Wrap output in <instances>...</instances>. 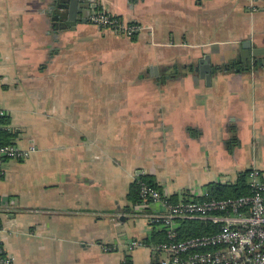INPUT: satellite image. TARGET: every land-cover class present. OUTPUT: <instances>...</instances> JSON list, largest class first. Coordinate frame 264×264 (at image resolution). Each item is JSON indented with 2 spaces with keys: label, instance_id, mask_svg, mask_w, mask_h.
<instances>
[{
  "label": "crops",
  "instance_id": "0c3cea01",
  "mask_svg": "<svg viewBox=\"0 0 264 264\" xmlns=\"http://www.w3.org/2000/svg\"><path fill=\"white\" fill-rule=\"evenodd\" d=\"M50 1L0 0V107L36 148L4 163L0 244L14 264H156L126 247L158 229L126 200L139 176L178 200L264 172V68L226 69L264 48V0H94L132 37L54 33ZM205 55L209 84L188 71Z\"/></svg>",
  "mask_w": 264,
  "mask_h": 264
},
{
  "label": "built area",
  "instance_id": "2783aa9c",
  "mask_svg": "<svg viewBox=\"0 0 264 264\" xmlns=\"http://www.w3.org/2000/svg\"><path fill=\"white\" fill-rule=\"evenodd\" d=\"M255 11L256 0H250ZM89 24L117 35L132 37L142 27L128 24L110 15L93 3L88 17ZM7 113L0 107V131L8 130L1 121ZM36 148H20L15 144L0 143V177L8 160L23 161ZM249 194L237 198H211L205 188L198 196L172 201L160 190L138 180L140 201L133 207L150 227L163 230L165 241L145 242L130 240L129 250L147 247L160 256L156 264H264V172L249 169L246 177ZM4 207L13 200H2ZM186 221H201L216 226L215 232L179 240L180 226ZM3 227L0 226V233ZM110 247L104 251L110 252ZM0 264H14V259L0 244Z\"/></svg>",
  "mask_w": 264,
  "mask_h": 264
},
{
  "label": "trees",
  "instance_id": "16d2710c",
  "mask_svg": "<svg viewBox=\"0 0 264 264\" xmlns=\"http://www.w3.org/2000/svg\"><path fill=\"white\" fill-rule=\"evenodd\" d=\"M223 67L220 68L222 70ZM225 69V68H224ZM226 69H233L237 72H246L250 70V65L248 67H243L239 62L230 63L226 66ZM7 118H4L1 122L5 124ZM13 133H9L6 129L0 131V143L2 144H13L12 142ZM249 170L238 173L236 180L233 183H209L205 187L209 191L210 197L215 199H226V198H237L241 196H246L249 194V188L246 182V177ZM2 177V176H1ZM0 177V178H1ZM138 180H142L149 185L157 188L159 187L148 177L139 176L134 183L129 186L128 193L126 195V200L129 202L132 207L140 201L139 197V186L137 184ZM172 201H177V199ZM128 210V207H126ZM0 226H2V220L0 218ZM217 229L216 226L210 225L206 222L201 221H186L180 226V233L177 236V239H187L191 237L200 236L203 234H209L215 232ZM155 242L165 241L166 236L163 230L155 229L151 235V238L146 240V242Z\"/></svg>",
  "mask_w": 264,
  "mask_h": 264
},
{
  "label": "water",
  "instance_id": "95a60500",
  "mask_svg": "<svg viewBox=\"0 0 264 264\" xmlns=\"http://www.w3.org/2000/svg\"><path fill=\"white\" fill-rule=\"evenodd\" d=\"M94 0H52L48 4L47 13L50 16V25L54 33L62 30L73 31L78 24H86L90 14V8ZM250 63L249 64V62ZM243 67L250 65L264 68V48L253 47L250 41L240 44L239 61ZM188 71L198 74L201 79H205L209 84L211 76L216 72V68L210 63L209 56L190 65Z\"/></svg>",
  "mask_w": 264,
  "mask_h": 264
}]
</instances>
